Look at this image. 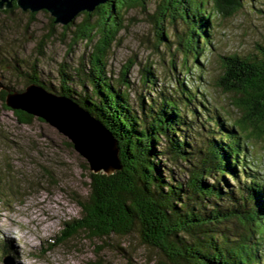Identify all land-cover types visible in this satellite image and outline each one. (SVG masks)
I'll return each mask as SVG.
<instances>
[{
    "label": "trees",
    "instance_id": "16d2710c",
    "mask_svg": "<svg viewBox=\"0 0 264 264\" xmlns=\"http://www.w3.org/2000/svg\"><path fill=\"white\" fill-rule=\"evenodd\" d=\"M243 1L158 0L149 17L159 30L158 43H170L169 24H184L175 35L176 48L185 56L181 67L190 78L187 59L197 62L211 45L215 17L233 15ZM145 4L146 0H110L92 13H80L82 21L75 18L63 25L66 30L74 25L70 47L84 42L89 52L76 66L59 70V87L41 79L36 64L35 74L22 71L18 61L13 65L25 84L42 85L86 108L112 132L120 148L122 168L110 175L88 172L87 193L74 197L81 215L66 221L51 245L81 231L100 240L136 233L170 264H264V181L248 152L251 138H264V48L261 56L220 57L222 72L215 85L233 95L235 117L212 108L203 92L184 84L187 78H177L175 94L155 87L158 76L149 64L142 70L148 92L135 102L128 78L133 62L114 78L109 54L125 27V12ZM172 67L176 71L174 61ZM12 87L0 81V102L8 109L5 96ZM202 107L211 112L198 111ZM12 111L22 124L38 118ZM67 144L73 147L71 141ZM83 166L89 170L86 161ZM14 181L0 163V202L14 196ZM10 246L8 240L3 244L7 253L14 252Z\"/></svg>",
    "mask_w": 264,
    "mask_h": 264
},
{
    "label": "rangeland",
    "instance_id": "374dc122",
    "mask_svg": "<svg viewBox=\"0 0 264 264\" xmlns=\"http://www.w3.org/2000/svg\"><path fill=\"white\" fill-rule=\"evenodd\" d=\"M157 1L146 0L145 7L139 5L125 12V27L109 54L110 75L117 78L129 61L133 62L129 64L128 78L132 84L131 98L138 102L140 94L148 92L142 82L143 67L154 65L158 76L155 87L175 94L177 78H187L184 84L203 92L212 108L224 116L238 115L233 95L215 85L222 72L220 57L234 53L261 56L264 0H244V6L233 15L215 17L211 45L197 62L191 56L187 59L186 65H192L190 78L181 67L185 56L176 48L175 35L184 24L179 20L169 24L170 43L157 42L159 30L149 17ZM31 13L20 7L9 13L0 10V81L23 90L25 81L13 65L19 63L22 71L35 74L32 65L36 64L37 75L59 87V70L76 66L87 56L88 46L80 42L70 47L74 25L66 30L62 24L52 22V16L45 10L35 12L34 16ZM83 18L81 14L75 20L80 22ZM172 61L176 63V71ZM208 110L198 109L204 114ZM200 132L205 135V130ZM67 140L38 118L31 124L20 123L13 111L0 102V163L15 178V184L11 185L14 196L0 202V264H5L4 259L10 264H170L158 249L142 243L136 233L100 240L81 231L56 246L51 245L64 230L65 222L81 215L74 197L88 190L90 169H84L86 160L68 146ZM250 144V159L264 181V138H251ZM87 165L89 168L88 162ZM46 170L51 172L50 178ZM6 240L14 252L4 250Z\"/></svg>",
    "mask_w": 264,
    "mask_h": 264
},
{
    "label": "water",
    "instance_id": "95a60500",
    "mask_svg": "<svg viewBox=\"0 0 264 264\" xmlns=\"http://www.w3.org/2000/svg\"><path fill=\"white\" fill-rule=\"evenodd\" d=\"M110 0H0V10L15 4L24 11L45 10L55 23L67 25L80 13H92ZM5 104L38 117L72 142L73 148L88 162L92 173L113 174L122 168L120 148L112 132L86 108L72 98L49 91L36 83L23 90L7 88ZM5 264H10L4 259Z\"/></svg>",
    "mask_w": 264,
    "mask_h": 264
}]
</instances>
